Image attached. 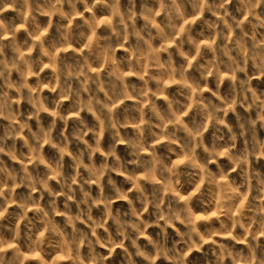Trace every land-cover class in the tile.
<instances>
[{
  "label": "clouds",
  "instance_id": "1",
  "mask_svg": "<svg viewBox=\"0 0 264 264\" xmlns=\"http://www.w3.org/2000/svg\"><path fill=\"white\" fill-rule=\"evenodd\" d=\"M0 264H264V0H0Z\"/></svg>",
  "mask_w": 264,
  "mask_h": 264
},
{
  "label": "rangeland",
  "instance_id": "2",
  "mask_svg": "<svg viewBox=\"0 0 264 264\" xmlns=\"http://www.w3.org/2000/svg\"><path fill=\"white\" fill-rule=\"evenodd\" d=\"M8 15H12L11 13H9ZM254 84H255V81H254ZM46 151H47V146H46ZM118 203H120V202H118ZM151 231V230H150ZM119 251V250H118ZM193 256L194 257H196L197 256V254L196 253H193Z\"/></svg>",
  "mask_w": 264,
  "mask_h": 264
}]
</instances>
